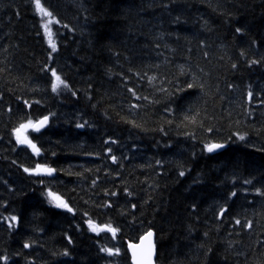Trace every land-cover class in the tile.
Masks as SVG:
<instances>
[{
	"label": "trees",
	"instance_id": "obj_1",
	"mask_svg": "<svg viewBox=\"0 0 264 264\" xmlns=\"http://www.w3.org/2000/svg\"><path fill=\"white\" fill-rule=\"evenodd\" d=\"M41 4L0 0V257L264 264V0Z\"/></svg>",
	"mask_w": 264,
	"mask_h": 264
},
{
	"label": "snow or ice",
	"instance_id": "obj_2",
	"mask_svg": "<svg viewBox=\"0 0 264 264\" xmlns=\"http://www.w3.org/2000/svg\"><path fill=\"white\" fill-rule=\"evenodd\" d=\"M35 3V9L38 13H41L42 15L45 16H52V13L49 12L46 8H44L41 4V0H34ZM45 30L47 31V25H44ZM236 31L239 33L241 32L240 28H237ZM50 35V33H49ZM49 44L50 47L52 48L53 51H56V44L52 42L51 39H49ZM52 76L54 77L55 81H58L61 84H64V81L61 80V77L59 75H57V73L55 72V70L52 71ZM57 83H52V90L56 91L57 90ZM65 87H67V85H64ZM189 88L193 87L191 84L188 85ZM249 98H251L252 93L249 92L248 93ZM48 120V117L45 116L43 117L41 120H39L38 123H36L35 125H32L31 122H29V124H25V125H21V128L17 130V139L20 143L22 144H27L30 148L33 149V151L35 152H39V149L36 147L35 144L32 143L31 140H29L27 137H24L23 139H21L20 137V132L24 129L27 128L29 126H32L34 128L35 131L39 132L41 130V128H43L46 124ZM77 127H82V125H77ZM240 139H243V137L241 136ZM225 145L221 144V143H211L209 145L206 146V150L209 153H212L216 150L222 149L224 148ZM113 160H115V157L112 158ZM37 169L38 170H43L46 171L48 174H51L52 171H54L53 169L50 168H45L41 165H37ZM25 171H29V169L25 168ZM181 176L184 175L183 172L180 173ZM48 195L55 201H57L56 206L57 207H63V208H67V210L69 212L72 211L71 208H68V205L66 203H64L59 196L54 195L51 191L48 193ZM232 196H235L236 193L233 192L231 193ZM224 211V210H222ZM12 221H16L17 217L12 216L11 217ZM237 223H239V221H237ZM89 227L92 228L91 223L89 224ZM93 231H95V228L92 229ZM108 231L115 233L117 231V229L115 228H109ZM154 232L149 229L144 235H142L140 237V243L138 245L136 244H131L129 245V247L131 248L132 251V258H133V262L134 264H153V256L155 254V242H154ZM30 245L28 243L24 244L25 248H28ZM101 251H106L109 255H113L114 254V250L110 249V248H101ZM118 253V249L115 250ZM210 251V250H209ZM65 255H67V253H65ZM0 260L4 261V264H7L8 261V257L7 256H2L0 257Z\"/></svg>",
	"mask_w": 264,
	"mask_h": 264
},
{
	"label": "water",
	"instance_id": "obj_3",
	"mask_svg": "<svg viewBox=\"0 0 264 264\" xmlns=\"http://www.w3.org/2000/svg\"><path fill=\"white\" fill-rule=\"evenodd\" d=\"M39 122V121H38ZM37 122V123H38ZM48 123H49V119L47 120V122H46V124H45V126L43 127V128H41V130L40 131H42V130H44L47 126H48ZM36 124V123H35ZM221 149H219V150H216V151H220ZM216 151H214V152H216ZM54 174V171H52V173L51 174H48L46 171H43V170H40V175L41 176H46V177H48V176H52ZM153 239H154V242H155V239H156V236H155V233H154V237H153ZM129 250L131 251V248L129 247ZM131 254H132V251H131ZM132 256V255H131ZM156 256H157V252H156V247H155V254H154V256H153V264H156ZM133 259V258H132ZM133 262V261H132ZM133 264H134V262H133Z\"/></svg>",
	"mask_w": 264,
	"mask_h": 264
},
{
	"label": "rangeland",
	"instance_id": "obj_4",
	"mask_svg": "<svg viewBox=\"0 0 264 264\" xmlns=\"http://www.w3.org/2000/svg\"><path fill=\"white\" fill-rule=\"evenodd\" d=\"M32 125H33V124H32ZM29 128L32 130L33 127H32V126H29ZM204 209H205L204 207L201 208L202 211H203ZM204 213H205V212H204ZM203 215H204V214H203ZM205 215H206V214H205ZM156 241H157V237H156ZM155 243H156V242H155Z\"/></svg>",
	"mask_w": 264,
	"mask_h": 264
}]
</instances>
